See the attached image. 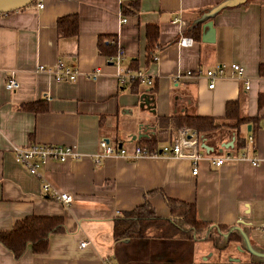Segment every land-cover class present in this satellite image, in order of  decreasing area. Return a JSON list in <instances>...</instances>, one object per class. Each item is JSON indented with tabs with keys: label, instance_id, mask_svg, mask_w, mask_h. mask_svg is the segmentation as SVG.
<instances>
[{
	"label": "crops",
	"instance_id": "obj_1",
	"mask_svg": "<svg viewBox=\"0 0 264 264\" xmlns=\"http://www.w3.org/2000/svg\"><path fill=\"white\" fill-rule=\"evenodd\" d=\"M218 1L33 0L0 13V230L26 215L62 221L60 231L48 234L43 252H32L28 244L15 258L0 243V264H207L201 255L209 242L221 240L214 227L207 233L204 227L201 236L192 229L189 237H161L152 225L141 236L114 237V218L144 200L155 216L178 222L165 198L192 204L197 220L221 230L241 218L250 242L264 247V69L259 70L264 65V0L216 11L212 40L204 41L201 24L190 23ZM68 14L76 15L77 32L60 36L56 18ZM121 17L126 20L120 22ZM148 24L157 27L150 57ZM98 34L114 35L120 66L142 69L151 82L119 84L115 64L96 50ZM180 35L194 42L180 46ZM58 59L78 70L74 80L54 78L50 69ZM232 62L242 66L248 88L244 78L231 73ZM218 64H223V74L208 88L204 71ZM94 69L99 73L91 78ZM10 73L17 86L8 89ZM140 94L152 98L153 112L139 105ZM27 102L33 108H23ZM227 102L235 103L231 113L248 119L233 125L234 119L226 116ZM180 113L219 122L209 131H197L195 174L187 157L107 155L94 163L88 156L99 150L100 137L127 148L135 143L159 148L175 134L173 117ZM144 133L154 135L152 145L142 141ZM133 134L140 136L131 138ZM30 142L73 145L84 157L48 160L35 176L12 152L13 146ZM224 151H244L258 162L237 156L218 166L210 162ZM43 181L70 194L69 203L47 196ZM80 239L87 245L80 247ZM237 242L227 243V255L234 253L237 259L226 256L212 263L263 264L252 262L248 252L235 247Z\"/></svg>",
	"mask_w": 264,
	"mask_h": 264
},
{
	"label": "trees",
	"instance_id": "obj_2",
	"mask_svg": "<svg viewBox=\"0 0 264 264\" xmlns=\"http://www.w3.org/2000/svg\"><path fill=\"white\" fill-rule=\"evenodd\" d=\"M56 29L60 36L75 35L77 32L76 15L68 14L65 16H58L56 18ZM156 34V25L148 24L145 27L146 50L148 57L154 52L153 48L155 46ZM118 48L116 37L114 35L98 34L96 36V50L106 58L113 55ZM263 69L264 65L260 64V72ZM32 105L33 102H27L24 103L22 107L30 109L33 108ZM230 106H235V103L227 102L226 104V116L234 119L233 125L248 119L246 116H238L236 113H231ZM41 108L44 109L45 107L42 106ZM173 118L174 126H176V128L181 124H185L191 126L198 132L209 131L215 128L219 123L216 118L212 116H200L187 113L174 115ZM142 141L146 144L152 145V143L155 142L154 135L148 134L146 137L142 138ZM165 203L169 207L170 212L175 215L176 218L183 219L185 216L188 217L189 220L182 223H186L190 227L189 230L182 228L179 223L176 222V224L168 218L155 216L149 203L144 200L139 206L114 218V237L141 236L144 234L145 229L152 225L159 228V233L157 232V235L161 237L170 236L175 233L184 235L183 237H189V231L192 229L196 233L198 230H201V226L208 225L207 222L195 218V211L192 204L171 198H165ZM61 229L62 221L59 217L26 215L23 218L16 220L10 229L0 230V243L6 247L15 258H17L23 253L28 244L32 252H43L46 249L48 234L60 231ZM228 239L230 241H238L239 238L235 233H231ZM252 262L257 263L258 261ZM211 264L224 263L217 262Z\"/></svg>",
	"mask_w": 264,
	"mask_h": 264
},
{
	"label": "built area",
	"instance_id": "obj_3",
	"mask_svg": "<svg viewBox=\"0 0 264 264\" xmlns=\"http://www.w3.org/2000/svg\"><path fill=\"white\" fill-rule=\"evenodd\" d=\"M36 7H42L41 2H36ZM125 17L120 18V22L125 21ZM194 40L190 36L180 35L177 39V44L180 46L191 45ZM154 58L155 56L152 55ZM107 60L116 66V79L119 84L132 81H142L150 83V78L146 75V72L142 69H130L120 66L122 60L121 50L118 48L116 52L107 58ZM223 64H218L214 68H207L204 71V77L207 79V87L213 86L214 79L223 74ZM39 68H42L40 66ZM231 73L237 78H244L243 87L246 89L249 86V80L245 78L243 68L237 62L229 64ZM51 72L57 81H71L74 80L79 74L78 70L74 67L65 66L61 60H56L54 66L51 67ZM98 70H92L89 72L91 78H95L98 75ZM5 86L8 89L17 86V81L13 74L7 77ZM198 132L194 128L187 125H180L176 128L175 134L171 140L161 146L155 148H148L139 143L132 144L130 148L118 146L117 144H111L104 137L98 139L99 150L91 155H88L94 163H98L101 157L107 155L127 156L129 158H137L142 155H155V154H167L178 157H187L191 164V173L195 174L197 170L196 160L199 156L198 146ZM14 160L24 165L26 170L35 176L40 175L39 167L48 160L65 161L68 159H77L84 157V154L80 153L73 145L60 144V143H36L30 142L24 145H15L12 147ZM235 156L239 158H246L250 163L255 164L258 162L254 156H248L244 151L234 155L232 151H224L217 155L210 157V162L216 166L222 164L226 160H230ZM41 187L46 191L47 196L52 199L69 203L71 196L67 192L57 190L49 185L48 182L43 181ZM87 241L80 239L78 245L83 247L87 245ZM118 264V263H113Z\"/></svg>",
	"mask_w": 264,
	"mask_h": 264
},
{
	"label": "water",
	"instance_id": "obj_4",
	"mask_svg": "<svg viewBox=\"0 0 264 264\" xmlns=\"http://www.w3.org/2000/svg\"><path fill=\"white\" fill-rule=\"evenodd\" d=\"M33 0H0V13L9 11L12 9L20 8L26 4H29ZM246 0H220L213 6L207 8L205 11L201 12L199 16L194 18L192 22L190 23V26L192 24L200 23L202 28V36L201 39L204 41H211L212 40V21L211 17L212 15L218 11L219 9L227 6H235L238 4L244 3ZM210 33L208 36L207 34ZM140 106L146 105L149 110L152 109V98L148 96L147 94H140ZM153 112V111H152ZM144 136H147V133L143 134ZM139 137L140 134H133L131 138ZM120 143H118V146ZM244 224V221L239 218L234 224H231L230 226H227L224 230L219 229L218 226H215L214 224H210L207 226L205 232L207 233L211 227H214L215 231L221 236V240L219 244L213 240V243L219 247H224L228 241H229V235L231 233H235L238 236V244L235 245V247L238 250L246 251L250 254L251 259L253 261L263 262L264 263V247L256 246L252 244L249 240L248 236V230L245 228L246 226H241ZM203 257L202 259H204ZM237 259V258H235Z\"/></svg>",
	"mask_w": 264,
	"mask_h": 264
},
{
	"label": "rangeland",
	"instance_id": "obj_5",
	"mask_svg": "<svg viewBox=\"0 0 264 264\" xmlns=\"http://www.w3.org/2000/svg\"><path fill=\"white\" fill-rule=\"evenodd\" d=\"M121 141L123 142V144L128 143L125 139H123ZM186 220H189V219H188V217L185 216V217H183V219L180 218L177 223H179V222H185ZM179 224L182 226L181 223H179ZM204 227L206 228L207 226H201V230ZM202 231L200 232V236L202 235ZM217 243L219 244V241ZM227 246L228 245L226 244L224 247H219V246L215 245L213 243V241L212 242H209L208 249L204 251V253L201 255V257L204 256L205 257V261H209L207 264H211L212 261H214V260L215 261L225 260V257L226 256H227L228 259H235L236 257L235 256H232V255H235L234 253L233 254H230L229 256L227 255L228 250L231 251V249L229 247H227ZM224 264H226V263H224Z\"/></svg>",
	"mask_w": 264,
	"mask_h": 264
}]
</instances>
